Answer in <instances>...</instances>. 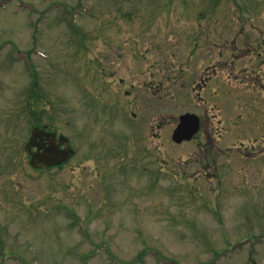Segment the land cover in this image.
Segmentation results:
<instances>
[{
  "label": "rangeland",
  "instance_id": "374dc122",
  "mask_svg": "<svg viewBox=\"0 0 264 264\" xmlns=\"http://www.w3.org/2000/svg\"><path fill=\"white\" fill-rule=\"evenodd\" d=\"M121 4L0 8V264H264V0ZM131 109L157 135L139 154L116 141ZM186 111L201 138L177 144ZM37 124L69 136L64 166L29 165Z\"/></svg>",
  "mask_w": 264,
  "mask_h": 264
},
{
  "label": "water",
  "instance_id": "95a60500",
  "mask_svg": "<svg viewBox=\"0 0 264 264\" xmlns=\"http://www.w3.org/2000/svg\"><path fill=\"white\" fill-rule=\"evenodd\" d=\"M199 130V117L196 114L187 113L181 116V122L175 130L174 139L181 142L183 139H190ZM34 135L30 142V147L35 144L38 136L42 135V131L34 129ZM49 137L54 133H48ZM48 137V138H49ZM63 138V137H62ZM66 139H64L65 141ZM71 152L70 148L60 150L55 141L51 140L50 145L45 147V150L32 153L31 164L34 166L46 165L51 166L62 162L69 156Z\"/></svg>",
  "mask_w": 264,
  "mask_h": 264
},
{
  "label": "flooded vegetation",
  "instance_id": "af4514ba",
  "mask_svg": "<svg viewBox=\"0 0 264 264\" xmlns=\"http://www.w3.org/2000/svg\"><path fill=\"white\" fill-rule=\"evenodd\" d=\"M131 113H134V115H136L137 113L134 111V110H130ZM156 114H154L155 116ZM153 120V118H149V121H150V124L148 126H146V129L142 128L141 127V122H138L136 123L135 125H133L131 128H130V132H125L123 131V133L119 135H117V142H128L131 145L132 148V152L133 153H138L139 154V148L141 146V142H145L147 141L148 138H150V142H156V133L154 132L153 134L152 133V123L151 121ZM144 121H147V120H144ZM220 130V128H218ZM211 133V131H210ZM112 134H115V132H112V131H108L107 133V138H106V141L105 142H112V139H114L115 137H112L113 135ZM221 135V134H220ZM211 136V135H210ZM44 142H48L47 140H41L40 141V145H42ZM132 142V143H131ZM198 142H220L219 140V137H213V138H208V139H198ZM123 145V143L121 144ZM44 146V144L42 145ZM64 147V145H61ZM37 147H34V149H36ZM112 150L109 149V153H111L110 151ZM133 159V158H132Z\"/></svg>",
  "mask_w": 264,
  "mask_h": 264
}]
</instances>
